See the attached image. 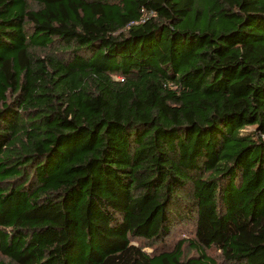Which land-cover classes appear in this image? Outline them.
<instances>
[{
  "label": "trees",
  "instance_id": "16d2710c",
  "mask_svg": "<svg viewBox=\"0 0 264 264\" xmlns=\"http://www.w3.org/2000/svg\"><path fill=\"white\" fill-rule=\"evenodd\" d=\"M0 259L264 264V0H0Z\"/></svg>",
  "mask_w": 264,
  "mask_h": 264
},
{
  "label": "rangeland",
  "instance_id": "374dc122",
  "mask_svg": "<svg viewBox=\"0 0 264 264\" xmlns=\"http://www.w3.org/2000/svg\"><path fill=\"white\" fill-rule=\"evenodd\" d=\"M249 130V128H246L245 129V131H248ZM176 235L178 236H184V233H183V231H179V232H176ZM145 252H148V253H150L151 252V250L150 249H145ZM212 255H214V253L212 254ZM1 260V259H0ZM3 261V263H5V261L4 260H2Z\"/></svg>",
  "mask_w": 264,
  "mask_h": 264
}]
</instances>
